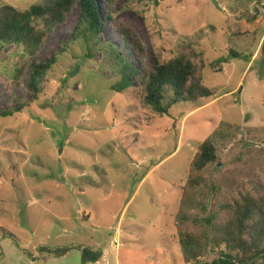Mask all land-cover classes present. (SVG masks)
<instances>
[{"label": "rangeland", "instance_id": "rangeland-1", "mask_svg": "<svg viewBox=\"0 0 264 264\" xmlns=\"http://www.w3.org/2000/svg\"><path fill=\"white\" fill-rule=\"evenodd\" d=\"M99 2L100 39H73L76 5L34 59L0 45V112H14L0 117V264H83L77 247L100 252L95 264H215L228 208L254 183L264 189V0ZM110 48L147 73L185 54L213 97L161 117L140 79L113 90L122 76ZM53 57L36 96L33 60ZM209 139L219 162L194 173ZM188 236L206 250L198 259L181 246Z\"/></svg>", "mask_w": 264, "mask_h": 264}, {"label": "trees", "instance_id": "trees-1", "mask_svg": "<svg viewBox=\"0 0 264 264\" xmlns=\"http://www.w3.org/2000/svg\"><path fill=\"white\" fill-rule=\"evenodd\" d=\"M99 1L47 0L45 5H34L26 10L11 5L0 6V45L22 47L26 55L34 59L45 37L66 21V16L76 5L80 6L81 16L73 39L88 36L100 39L104 18ZM102 2L109 10L115 5V0H102ZM106 20L114 22L111 14ZM41 25L43 28H40ZM121 31L126 42L130 41V30L122 28ZM133 43L137 51L144 53L137 41ZM110 50L115 55L116 66L122 76L121 81L113 90L123 93L132 88L137 79H140L146 89V104L161 117L168 115L170 110L180 102H194L213 97L211 89L201 81L197 64L185 54L167 62L157 59L153 71L147 73L131 66L125 58L117 54V50L113 48ZM231 55L239 57V54L235 52H231ZM56 63V57L44 63H37L33 60L30 85L36 96L40 92L41 80ZM19 73L21 74L22 71ZM13 113L12 111L0 112V117H12ZM218 162L217 148L209 139L200 146L192 169L194 173H200ZM227 215L229 219L226 221L225 228L221 230V236L214 240L218 248L225 246L227 250L221 251L222 258L215 264H264V189L254 183V186L247 190L243 197L235 199L228 208ZM185 239H181V246L188 256L198 259L201 254L206 253V250H202L201 245L193 237L188 236ZM76 249L82 252L83 264H95L101 259L100 252L82 247ZM40 250L56 257L65 256L70 251L66 248L59 250L41 248Z\"/></svg>", "mask_w": 264, "mask_h": 264}, {"label": "crops", "instance_id": "crops-1", "mask_svg": "<svg viewBox=\"0 0 264 264\" xmlns=\"http://www.w3.org/2000/svg\"><path fill=\"white\" fill-rule=\"evenodd\" d=\"M102 257V256H101Z\"/></svg>", "mask_w": 264, "mask_h": 264}]
</instances>
